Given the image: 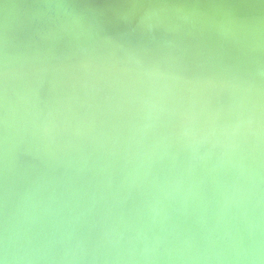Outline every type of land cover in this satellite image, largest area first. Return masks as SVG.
Wrapping results in <instances>:
<instances>
[{"label": "clouds", "instance_id": "obj_1", "mask_svg": "<svg viewBox=\"0 0 264 264\" xmlns=\"http://www.w3.org/2000/svg\"><path fill=\"white\" fill-rule=\"evenodd\" d=\"M0 264H264V0H0Z\"/></svg>", "mask_w": 264, "mask_h": 264}, {"label": "water", "instance_id": "obj_2", "mask_svg": "<svg viewBox=\"0 0 264 264\" xmlns=\"http://www.w3.org/2000/svg\"><path fill=\"white\" fill-rule=\"evenodd\" d=\"M241 11H247V10L242 9Z\"/></svg>", "mask_w": 264, "mask_h": 264}]
</instances>
